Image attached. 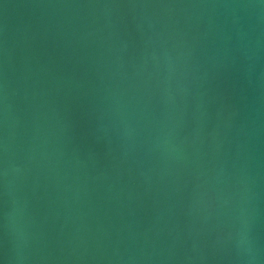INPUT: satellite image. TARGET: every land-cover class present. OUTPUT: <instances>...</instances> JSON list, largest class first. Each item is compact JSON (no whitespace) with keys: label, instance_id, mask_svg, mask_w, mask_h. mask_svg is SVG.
Segmentation results:
<instances>
[{"label":"water","instance_id":"1","mask_svg":"<svg viewBox=\"0 0 264 264\" xmlns=\"http://www.w3.org/2000/svg\"><path fill=\"white\" fill-rule=\"evenodd\" d=\"M0 264H264V0H0Z\"/></svg>","mask_w":264,"mask_h":264}]
</instances>
